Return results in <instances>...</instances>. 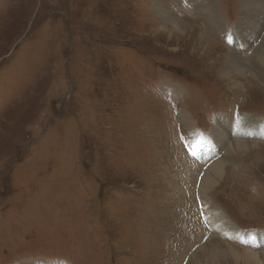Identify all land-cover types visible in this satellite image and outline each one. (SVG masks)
<instances>
[{
  "label": "rangeland",
  "instance_id": "rangeland-1",
  "mask_svg": "<svg viewBox=\"0 0 264 264\" xmlns=\"http://www.w3.org/2000/svg\"><path fill=\"white\" fill-rule=\"evenodd\" d=\"M255 3L259 21L243 0H0V264L264 257Z\"/></svg>",
  "mask_w": 264,
  "mask_h": 264
},
{
  "label": "bare ground",
  "instance_id": "bare-ground-1",
  "mask_svg": "<svg viewBox=\"0 0 264 264\" xmlns=\"http://www.w3.org/2000/svg\"><path fill=\"white\" fill-rule=\"evenodd\" d=\"M244 2L246 3L245 4V9L244 11L247 12V14H245V16L249 19V20H257L259 21V17H261L262 14H257L259 12V6L255 3V0H243V4ZM264 2V0H263ZM263 4V3H262ZM214 9V8H213ZM251 9V11H256V13H252L250 11H247ZM164 10V9H163ZM212 11V10H211ZM211 14L213 15L214 12H211ZM214 16V15H213ZM166 17V16H165ZM174 20V19H173ZM249 22V21H248ZM167 23V22H166ZM169 23H171L169 21ZM253 23V22H252ZM172 27L174 28L175 31H178L180 32L179 30V27L178 25H176L175 23H171ZM185 28V27H184ZM174 31V32H175ZM183 36V35H182ZM200 38V37H199ZM203 38V37H202ZM204 39V38H203ZM202 39V40H203ZM205 40V39H204ZM197 41V40H196ZM198 42V41H197ZM196 44V43H195ZM206 45V44H205ZM200 48V47H199ZM204 49V48H202ZM200 50V49H198ZM258 61H257V64H259L262 68H264V53L262 55H258ZM258 66V65H257ZM227 68H229V70H232L237 76H242V74H244V67L240 66V64L236 61H233L232 59L228 60V63H227ZM225 76L223 78H225V80L227 79L229 82H232L231 80L232 77L230 76L229 72H226L224 73ZM232 85H234V87H237L238 83L237 82H232ZM259 85V84H257ZM263 85V84H262ZM233 88V87H232ZM240 89V88H239ZM233 90V89H232ZM234 91V90H233ZM236 92V91H235ZM221 132L222 135L223 132L222 131H219ZM214 135V134H213ZM236 140L232 142V144L229 146L228 148V151L231 152V153H238V152H242V151H246L248 148H249V145H246V142H243L237 138H235ZM227 143V142H226ZM210 155V154H209ZM222 164V161L218 162V164L214 165L208 172H204L205 175H203L202 177V184L204 183V181L206 180V178L208 177L209 173L211 171H214L217 166L221 165ZM223 170V169H222ZM189 173V171H187ZM211 178H213V176H211ZM217 178H219L217 175L215 176V181L217 180ZM201 184V185H202ZM183 189V188H181ZM180 189V190H181ZM201 191V190H200ZM203 193V192H201ZM199 200H200V206H201V209L203 211V214L206 213V217H207V221H208V224L211 225L212 227H214L217 231L219 232H227V231H232V228L228 225V223L220 216V214L215 211L214 209L210 208L208 206V204L206 202H204V200L200 197L199 195ZM206 205L205 209L206 211H209V212H212V211H215L217 212L216 214H212V215H209L207 214V212L204 210V206ZM210 226V227H211ZM231 235V234H229ZM228 236V235H227ZM229 237V236H228ZM233 249V248H232ZM218 250V249H217ZM216 250V251H217ZM234 250V249H233ZM229 251V253L226 254V256H228L231 261H232V264H264V257H256L254 255H252L251 253L249 252H236V251ZM215 251V252H216ZM214 252V251H213ZM208 253V252H207ZM253 253V252H252ZM195 255V254H194ZM222 256V255H221ZM263 256V255H262ZM228 257H224L222 256L223 260L224 261L225 259H227ZM193 259V258H192ZM209 260V259H208ZM216 263V262H215ZM230 264V263H229Z\"/></svg>",
  "mask_w": 264,
  "mask_h": 264
}]
</instances>
